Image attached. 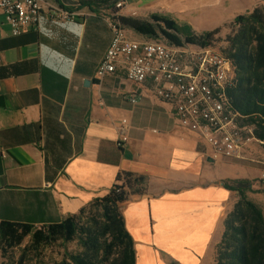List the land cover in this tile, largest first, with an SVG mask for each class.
Returning a JSON list of instances; mask_svg holds the SVG:
<instances>
[{"label": "crops", "instance_id": "1", "mask_svg": "<svg viewBox=\"0 0 264 264\" xmlns=\"http://www.w3.org/2000/svg\"><path fill=\"white\" fill-rule=\"evenodd\" d=\"M40 4L38 24L16 36L0 10V220L36 227L60 222L105 195L118 174L131 172L146 179L144 192L124 201L135 264H212L223 219L237 198L223 183L244 179L235 160L246 159L214 157L149 82L134 84L119 71L95 77L111 38L110 8L76 0ZM124 5L128 15L158 13L200 33L264 7V0ZM58 8L72 18L51 20L48 13ZM122 119L129 131L120 145ZM247 151L254 152L252 144Z\"/></svg>", "mask_w": 264, "mask_h": 264}, {"label": "trees", "instance_id": "2", "mask_svg": "<svg viewBox=\"0 0 264 264\" xmlns=\"http://www.w3.org/2000/svg\"><path fill=\"white\" fill-rule=\"evenodd\" d=\"M116 0L82 1L87 7H106L112 11L122 26L148 38H158L173 44H197L212 46L218 40L219 27L200 33L187 24L172 18L151 13L148 19L114 15ZM225 35V48L220 51L228 57L235 70V77L226 89L229 105L240 114L242 125H251L257 142L264 145V7L236 15L229 23ZM146 179L131 172L118 174L109 191L93 198L88 204L99 211L100 220L81 223V214H72L60 222L36 227L32 224L0 220V253L21 244L29 236V247L39 251L56 240L69 242L78 238L81 250L65 252L59 264H135L134 242L127 232L123 216L118 210L132 193H143ZM223 186L237 193L231 209L223 219V231L215 246L212 264H264V214L260 206L247 196L254 192L252 182L234 179ZM130 190H129V189ZM130 191V192H129ZM264 194V188L259 190ZM169 264H181L172 260Z\"/></svg>", "mask_w": 264, "mask_h": 264}, {"label": "built area", "instance_id": "3", "mask_svg": "<svg viewBox=\"0 0 264 264\" xmlns=\"http://www.w3.org/2000/svg\"><path fill=\"white\" fill-rule=\"evenodd\" d=\"M123 5L124 0H116L115 8ZM0 10L14 36L36 26L42 12L40 0H0ZM48 17L66 21L72 14L58 8ZM109 27L111 38L96 66V78L119 71L134 84L149 82L156 98L171 106L182 126L197 132L210 145L214 157L243 158L248 145L257 140L252 126L242 125L240 114L225 105L228 57L212 46L131 37L117 18L109 19ZM137 100L136 96L129 98L131 103ZM128 131V122L122 119L118 126L120 145L127 141ZM258 182L264 188V171Z\"/></svg>", "mask_w": 264, "mask_h": 264}, {"label": "rangeland", "instance_id": "4", "mask_svg": "<svg viewBox=\"0 0 264 264\" xmlns=\"http://www.w3.org/2000/svg\"><path fill=\"white\" fill-rule=\"evenodd\" d=\"M82 1H90L91 3H96L98 0H76L77 3L80 4ZM119 15L131 16L139 19H148L150 14L144 12L136 15H128L125 9V5L120 7L117 11ZM229 23H224L219 26L220 31L217 34L218 40L213 41L211 43L212 47L218 51H222L226 46V42L224 41L225 35L229 32ZM128 34L133 37V30L126 28L123 26ZM159 39L164 40L162 35L158 36ZM143 38H148L144 36ZM142 39V38H141ZM254 147V152L245 153L243 158L246 160H235L240 162L243 166V172L241 173V177L252 182V187L254 192L251 194V198L254 202H256L263 211L264 214V195H261L259 190L262 187L259 185V176L262 171H264V145L261 142L253 141L251 143ZM234 179H227L224 182H231ZM129 189V188H128ZM146 189V185H145ZM130 190V189H129ZM130 192V191H129ZM134 194V193H132ZM236 200V199H235ZM234 200V201H235ZM234 203V202H233ZM124 204V202L119 205ZM233 205V204H232ZM100 220L99 211L95 210L93 204L86 205V211L81 214V223H85L88 221L89 223H94L95 221ZM81 250V246L79 245L78 238H74L69 242H62L60 239L42 247L39 251H32V248L29 247V236H26L20 245L14 247L13 249L7 250L5 255L0 253V264H59L64 257L65 252L76 253Z\"/></svg>", "mask_w": 264, "mask_h": 264}, {"label": "bare ground", "instance_id": "5", "mask_svg": "<svg viewBox=\"0 0 264 264\" xmlns=\"http://www.w3.org/2000/svg\"><path fill=\"white\" fill-rule=\"evenodd\" d=\"M235 77V70L232 62L230 61V77H227L226 88L232 84ZM225 105H229L227 97H225Z\"/></svg>", "mask_w": 264, "mask_h": 264}, {"label": "water", "instance_id": "6", "mask_svg": "<svg viewBox=\"0 0 264 264\" xmlns=\"http://www.w3.org/2000/svg\"><path fill=\"white\" fill-rule=\"evenodd\" d=\"M125 209H126V204L125 203L118 206V210H119V212H120V214L122 216H123V213H124Z\"/></svg>", "mask_w": 264, "mask_h": 264}]
</instances>
